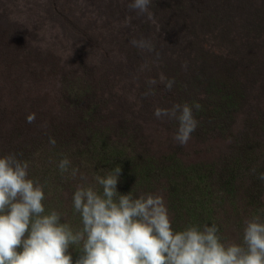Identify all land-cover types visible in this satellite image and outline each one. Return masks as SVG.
I'll return each instance as SVG.
<instances>
[{"label":"rangeland","instance_id":"1","mask_svg":"<svg viewBox=\"0 0 264 264\" xmlns=\"http://www.w3.org/2000/svg\"><path fill=\"white\" fill-rule=\"evenodd\" d=\"M128 2L0 0V156L29 163L46 213L73 230L80 176L99 189L120 165L117 190L162 196L174 230L215 223L241 243L245 222L264 220V0H152L151 20ZM141 38L152 51L131 45ZM194 102L180 145L178 122L154 111Z\"/></svg>","mask_w":264,"mask_h":264},{"label":"clouds","instance_id":"2","mask_svg":"<svg viewBox=\"0 0 264 264\" xmlns=\"http://www.w3.org/2000/svg\"><path fill=\"white\" fill-rule=\"evenodd\" d=\"M151 4L152 0H129L127 8L151 20ZM130 43L153 50L143 38ZM174 83V78L168 80L167 90ZM152 94L150 90L145 96ZM201 107L198 102L157 107L154 115L177 121L174 140L185 145L198 126L193 109ZM26 119L33 123L35 114ZM49 142L56 144L51 137ZM70 166L67 157L58 164L61 173L69 172ZM28 169L29 163L15 153L0 156V264H264V220L259 216L245 222L241 243L225 244L215 223L174 230L162 196L149 193L134 198L132 192L117 190L122 168L116 165L95 176L99 189L80 176L85 183L77 186L72 203L81 227L74 231L61 222L57 211L46 213L44 186L29 177ZM78 172L71 168L70 174L74 178ZM258 178L264 180V172ZM70 247L80 253L75 261Z\"/></svg>","mask_w":264,"mask_h":264},{"label":"trees","instance_id":"3","mask_svg":"<svg viewBox=\"0 0 264 264\" xmlns=\"http://www.w3.org/2000/svg\"><path fill=\"white\" fill-rule=\"evenodd\" d=\"M75 225L77 226V228H75L74 231H75V230H78V229L80 228L79 226H81L80 216H79L78 221L75 223Z\"/></svg>","mask_w":264,"mask_h":264}]
</instances>
